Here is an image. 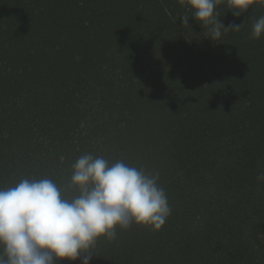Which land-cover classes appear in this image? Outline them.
Listing matches in <instances>:
<instances>
[{"label": "trees", "instance_id": "trees-1", "mask_svg": "<svg viewBox=\"0 0 264 264\" xmlns=\"http://www.w3.org/2000/svg\"><path fill=\"white\" fill-rule=\"evenodd\" d=\"M217 11L244 24L212 42L177 0H0V188L63 186L91 153L167 195L160 231L117 229L90 264H264V6Z\"/></svg>", "mask_w": 264, "mask_h": 264}, {"label": "clouds", "instance_id": "clouds-1", "mask_svg": "<svg viewBox=\"0 0 264 264\" xmlns=\"http://www.w3.org/2000/svg\"><path fill=\"white\" fill-rule=\"evenodd\" d=\"M191 18L208 30L217 42L229 30L217 11L223 4L235 17L264 0H177ZM264 36V16L253 24L250 38ZM159 172H146L123 161L109 164L102 156L81 155L71 167L66 184L52 179H22L0 188V264H58L77 260L90 264L100 240L114 242L117 229L132 225L160 231L171 215V207ZM264 179V173L258 176Z\"/></svg>", "mask_w": 264, "mask_h": 264}, {"label": "rangeland", "instance_id": "rangeland-1", "mask_svg": "<svg viewBox=\"0 0 264 264\" xmlns=\"http://www.w3.org/2000/svg\"><path fill=\"white\" fill-rule=\"evenodd\" d=\"M78 41H79V39L77 38L76 39V42L78 43ZM84 41V39L82 40V41H80L79 42V46H80V43H82ZM86 45H89V42H87V43H85ZM85 48H86V46H85ZM91 53V52H90ZM92 54V53H91ZM91 59V55H89L88 57H87V59L85 60V62L87 63V62H89V60ZM262 242H264V236H262Z\"/></svg>", "mask_w": 264, "mask_h": 264}]
</instances>
